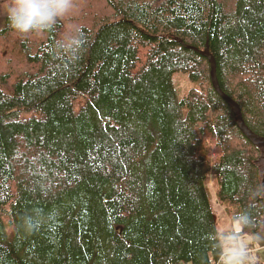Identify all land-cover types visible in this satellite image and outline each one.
Masks as SVG:
<instances>
[{
    "label": "trees",
    "instance_id": "1",
    "mask_svg": "<svg viewBox=\"0 0 264 264\" xmlns=\"http://www.w3.org/2000/svg\"><path fill=\"white\" fill-rule=\"evenodd\" d=\"M0 0V264H216L208 179L264 229V0H100L20 35ZM78 39L71 50L60 43ZM192 83L180 95L173 76ZM44 221L28 234L24 220Z\"/></svg>",
    "mask_w": 264,
    "mask_h": 264
},
{
    "label": "clouds",
    "instance_id": "2",
    "mask_svg": "<svg viewBox=\"0 0 264 264\" xmlns=\"http://www.w3.org/2000/svg\"><path fill=\"white\" fill-rule=\"evenodd\" d=\"M74 7V0H11L4 9L9 27L20 35L32 32H44L51 29L60 18L69 15ZM79 44L78 39L60 43L66 51ZM44 217L29 216L24 220L25 232L31 234L44 221ZM235 223L244 227L250 223L246 213L235 217ZM220 264H246L251 258L243 244L236 242V233L219 234Z\"/></svg>",
    "mask_w": 264,
    "mask_h": 264
},
{
    "label": "rangeland",
    "instance_id": "3",
    "mask_svg": "<svg viewBox=\"0 0 264 264\" xmlns=\"http://www.w3.org/2000/svg\"><path fill=\"white\" fill-rule=\"evenodd\" d=\"M80 9L85 8L89 4L95 6L100 4V0H75ZM175 87L182 96L186 94L192 87L191 81L186 74L176 73L173 76ZM256 163L259 168L260 178L264 170V148L260 149ZM210 195V206L215 219L216 227L219 233L229 230H238L241 227L232 221L225 211L224 206L216 197V182L214 176H210L207 183ZM237 243L243 244L247 250L248 256L251 258L246 264H264V229L255 233L243 232L237 239ZM220 264V260L216 263Z\"/></svg>",
    "mask_w": 264,
    "mask_h": 264
},
{
    "label": "water",
    "instance_id": "4",
    "mask_svg": "<svg viewBox=\"0 0 264 264\" xmlns=\"http://www.w3.org/2000/svg\"><path fill=\"white\" fill-rule=\"evenodd\" d=\"M201 54L205 55L208 58L209 65H210V80L212 83V86L214 90L217 92V94L227 102V104L231 107V110L233 112L234 121L236 123V126L238 129L242 132V134L255 146L259 148H264V136H260L256 133H254L244 122L242 118V113L240 110L239 105L235 100H233L231 97H229L226 93L223 92V90L220 88V85L218 83L217 77H216V64L215 60L212 55L208 52L207 48L203 51H199ZM260 187L262 191V196L264 198V170L262 172L261 178H260Z\"/></svg>",
    "mask_w": 264,
    "mask_h": 264
}]
</instances>
